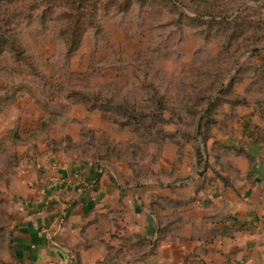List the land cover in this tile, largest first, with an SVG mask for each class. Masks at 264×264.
Segmentation results:
<instances>
[{
	"label": "rangeland",
	"instance_id": "rangeland-1",
	"mask_svg": "<svg viewBox=\"0 0 264 264\" xmlns=\"http://www.w3.org/2000/svg\"><path fill=\"white\" fill-rule=\"evenodd\" d=\"M248 139L264 144V0H0V264L43 165L141 186L170 151L203 169Z\"/></svg>",
	"mask_w": 264,
	"mask_h": 264
},
{
	"label": "crops",
	"instance_id": "crops-1",
	"mask_svg": "<svg viewBox=\"0 0 264 264\" xmlns=\"http://www.w3.org/2000/svg\"><path fill=\"white\" fill-rule=\"evenodd\" d=\"M240 147L203 169L170 151L141 186L91 162L43 165L13 264H264V144Z\"/></svg>",
	"mask_w": 264,
	"mask_h": 264
}]
</instances>
